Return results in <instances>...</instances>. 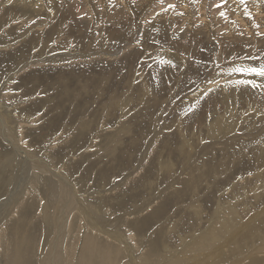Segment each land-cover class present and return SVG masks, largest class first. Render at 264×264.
Returning <instances> with one entry per match:
<instances>
[{"label": "rangeland", "instance_id": "1", "mask_svg": "<svg viewBox=\"0 0 264 264\" xmlns=\"http://www.w3.org/2000/svg\"><path fill=\"white\" fill-rule=\"evenodd\" d=\"M0 12V101L20 139L0 136V264H264V76L233 71L264 65V0ZM64 177L77 196L61 199Z\"/></svg>", "mask_w": 264, "mask_h": 264}, {"label": "bare ground", "instance_id": "2", "mask_svg": "<svg viewBox=\"0 0 264 264\" xmlns=\"http://www.w3.org/2000/svg\"><path fill=\"white\" fill-rule=\"evenodd\" d=\"M217 1V0H216ZM219 1V0H218ZM38 2V1H37ZM36 1H34L33 2V4H32V9H34V10H39L40 8H41V5L39 4V3H37ZM204 2V1H203ZM243 2V1H242ZM242 2H241V7L243 6V4H242ZM245 2V1H244ZM177 4V3H176ZM216 4V3H215ZM245 4V3H244ZM22 5L23 4H21L19 1H16L15 3H14V6L15 7H18V8H20V9H23V7H22ZM219 5V4H218ZM222 5V4H221ZM224 5V4H223ZM239 5V4H238ZM260 5V4H259ZM210 6V5H209ZM245 6V11L247 12V13H251V9H252V6H250L249 5V2L248 1H246V4L244 5ZM235 7H236V5H235ZM261 7V6H260ZM243 8V7H242ZM237 9V8H236ZM18 10V9H17ZM216 11V10H215ZM217 11H220V10H217ZM216 11V12H217ZM177 12H181V9L179 10H177L176 12H174V13H177ZM225 12V11H224ZM255 12H258V11H254V13ZM1 13V12H0ZM50 13L53 15L54 13H53V11L52 10H50ZM237 13V12H236ZM218 14V13H217ZM224 14V13H223ZM248 14V15H249ZM257 14V13H256ZM203 15V14H202ZM234 15V14H233ZM245 15V14H244ZM251 16V15H250ZM255 16V15H254ZM222 18V17H221ZM247 18V17H246ZM251 18V17H250ZM78 19H80L79 17H78ZM77 20V19H76ZM109 21H111L110 19H108ZM225 20V19H224ZM235 20V19H234ZM253 20H255V22H256V20H257V18H255V17H253ZM79 21V20H78ZM237 21V20H236ZM254 22V23H255ZM40 23V22H39ZM238 23V22H237ZM233 24H235V23H233ZM205 25V24H204ZM208 25V24H207ZM249 26H251V25H249ZM238 27V26H237ZM263 27V26H262ZM205 28V27H204ZM218 28V27H217ZM238 29H239V27H238ZM263 29V28H262ZM233 30H235V29H232V28H230V31L229 32H227L228 33V35H234V36H236V37H239L240 38V33L238 32V31H236V32H233ZM241 30H243V29H241ZM247 32V31H246ZM245 32V33H246ZM251 33L253 32V31H250ZM220 33V32H219ZM244 33V34H245ZM254 33H255V31H254ZM254 33H253V36H252V38L253 37H255L254 36ZM255 35H256V33H255ZM257 36V35H256ZM60 40V39H59ZM57 42H58V40H57ZM58 44V43H57ZM49 49H50V47H49ZM48 49V50H49ZM74 51V50H73ZM72 53H74V52H72ZM71 54V53H70ZM63 55H64V53H63ZM117 55V54H116ZM57 56H59V55H57ZM66 56V55H65ZM103 57V56H102ZM48 58H49V56H48ZM47 59V58H46ZM42 60V59H41ZM50 60V59H49ZM55 60H56V58H55ZM54 61V60H53ZM72 61V60H71ZM29 65V64H28ZM109 66V65H108ZM39 69V68H38ZM15 70V69H14ZM18 72V71H17ZM15 73H16V70H15ZM15 73H13V75L15 74ZM10 75H11V73H10ZM11 78V76L9 77V78H7L6 80H4L3 81V85L5 84V83H7V81L9 80ZM72 84V83H71ZM197 93H199V92H197ZM47 95V94H46ZM195 96V95H194ZM9 97V98H8ZM1 98L3 99V100H10V96H9V94H8V96H7V94H4L1 90H0V100H1ZM49 98V97H48ZM43 102V101H42ZM5 103V102H4ZM2 104L1 103V101H0V136L1 137H3V138H7V140H12L14 143H16V144H18L19 142H16L15 140H20L19 139V137L17 136V137H11V127H12V124L15 122V116H14V112H15V110L13 109V108H9V106L7 105V104ZM46 103V102H45ZM43 108V107H42ZM40 110V109H39ZM251 110H253V109H251ZM41 114V113H40ZM253 115V114H252ZM83 116V115H82ZM81 116V117H82ZM83 119V118H82ZM81 120V119H80ZM79 120V121H80ZM78 121V122H79ZM17 129H19V126L17 127ZM22 134H23V132H22V130H21V135L20 136H22ZM9 143H10V141H9ZM12 144V143H11ZM8 145V144H7ZM17 146V150L18 151H20L21 150V146H19V145H16ZM203 150V149H202ZM13 151H15V150H13ZM9 160V159H8ZM11 161V160H10ZM54 169L55 168H52L51 167V169H50V167L49 166H46V167H44L41 171H40V173H42V176H43V178L46 176H53V177H55V179H56V176H55V173L53 172L54 171ZM62 170H65V169H62ZM45 173H49L48 175H43V174H45ZM52 178V177H51ZM49 179V178H48ZM43 180H46V178H44ZM55 182V181H54ZM58 182H59V185L61 186V189H60V191H62V195H61V199H63L64 200V198H62V196H66V198H68V193L69 192H71V190H72V192H73V197H75V196H77L76 194H75V192H74V190H73V188H72V183L71 182H69L68 181V178L67 177H64V178H62L61 180H58ZM56 185H57V183H56ZM56 187V186H55ZM47 189V188H46ZM57 189V188H56ZM85 192V191H84ZM83 193V192H82ZM81 193V194H82ZM161 195V194H160ZM160 195L159 196H157L156 198L154 197L153 198V200L155 201V206H156V204H157V202H158V200L160 199ZM72 196V195H71ZM72 197V198H73ZM59 198V197H58ZM57 199V198H56ZM67 200V199H66ZM71 200V199H70ZM152 200V201H153ZM151 201V202H152ZM45 202H46V200H45ZM64 202V201H63ZM85 201H83L82 200V197L80 196H78V198L77 199H75L74 200V208H76L77 210L78 209H80L81 211H83V214L86 216V214H88L90 217H93L94 215H93V213H91L90 212V209H89V205H87L86 203H88V202H86V203H84ZM151 202H149L148 203V201H147V204H145L144 205V208L145 207H147ZM56 203V202H55ZM71 203V202H70ZM45 204V203H44ZM65 204H66V202H65ZM153 204V205H154ZM50 205V204H49ZM59 205V204H58ZM0 206H1V204H0ZM47 206V205H46ZM52 206V205H51ZM70 207V206H69ZM151 208H153L152 207V205L150 206ZM149 207V208H150ZM60 208V207H59ZM148 208V207H147ZM148 208V209H149ZM97 210H98V207H97ZM142 210V209H141ZM219 210V209H218ZM66 211H67V209H66ZM137 211H140L139 210V208L137 209V210H135V212H137ZM224 211V210H223ZM80 212V211H79ZM101 212V211H100ZM132 212V211H131ZM218 212V211H217ZM100 214V213H99ZM98 214V215H99ZM129 214V213H128ZM131 214V213H130ZM62 216V215H61ZM100 216V215H99ZM102 216V215H101ZM212 216V215H211ZM230 216V215H229ZM44 217V216H43ZM226 217H228V216H226ZM95 218V217H94ZM98 218H100V219H102L101 217H98ZM215 218V217H214ZM93 219V218H92ZM118 219H120V218H118ZM96 220V219H95ZM59 221V220H58ZM98 221V219L96 220V226H95V229H97L98 231H105V228L104 229H100L101 227H100V225H99V222H97ZM108 221V220H107ZM231 221V220H230ZM95 222V221H94ZM227 222H229V219L227 220ZM87 223H89V221L87 220ZM101 223V222H100ZM231 223V222H230ZM227 224V223H226ZM91 225V224H90ZM93 225V224H92ZM60 226V225H59ZM58 226V227H59ZM225 226V225H224ZM232 226V225H231ZM92 227H94V225L92 226ZM106 227V226H105ZM208 227V226H207ZM225 227H227V226H225ZM91 228V227H90ZM60 229V228H59ZM62 229V228H61ZM93 229V228H92ZM206 229V228H205ZM208 229V228H207ZM76 230V229H75ZM238 230V229H237ZM205 231V230H204ZM211 231V230H210ZM218 231V230H217ZM220 231V230H219ZM235 231V230H234ZM206 232H208V231H206ZM236 233H237V231H235ZM231 233V232H230ZM233 233V232H232ZM193 234V233H192ZM201 234V233H200ZM235 234V233H234ZM197 235H198V233H197ZM224 235V234H223ZM227 235V234H226ZM231 235V234H230ZM211 236H213V235H211ZM60 237V236H59ZM193 237V236H192ZM195 237V236H194ZM198 237V236H197ZM202 237V236H201ZM217 237V236H216ZM226 237V236H225ZM191 238V237H190ZM130 239V238H129ZM189 239V238H188ZM235 239V238H234ZM133 240V239H132ZM131 240V241H132ZM191 240V239H190ZM194 240H195V238H194ZM236 240V239H235ZM126 241V240H125ZM198 241H199V238H198ZM217 241V240H216ZM121 244H123V245H127L126 244V242L125 243H123L122 241H119ZM198 243H200V242H198ZM235 243V242H234ZM194 244V243H193ZM59 245V244H58ZM72 245V244H71ZM122 245V246H123ZM191 245V244H190ZM198 245V244H197ZM53 246V245H52ZM216 246V245H215ZM232 246V245H231ZM58 247V246H57ZM125 247V246H124ZM127 247H129V246H127ZM186 247H189V246H186ZM193 247V246H192ZM196 247V246H195ZM222 247V246H221ZM72 248V247H71ZM196 248H198V246L196 247ZM195 248V249H196ZM216 248V247H215ZM194 249V248H193ZM213 249H214V247H213ZM220 249V248H219ZM73 250V249H72ZM130 250V249H129ZM145 250V249H144ZM147 250V249H146ZM145 250V251H146ZM197 250V249H196ZM218 249H216V251H217ZM229 250V249H228ZM69 251H70V249H69ZM195 251V250H194ZM147 252V251H146ZM192 252V251H191ZM191 252H189V253H191ZM197 252V251H196ZM127 253H128V251H127ZM129 253L130 254H132L133 255V253L131 252V251H129ZM182 253H184V252H182ZM185 254V253H184ZM194 254V253H193ZM192 254V255H193ZM131 255V256H132ZM168 255V254H167ZM189 255V254H188ZM142 256H144V257H146L147 256V253H144V251H143V253H142ZM69 257V256H68ZM70 259H71V257H70ZM129 259V258H128ZM134 259V258H133ZM135 259H136V261H135ZM134 259V262H135V264H138V261H137V257ZM178 259V258H177ZM44 260H45V257H44ZM131 260V259H130ZM153 260V259H152ZM169 260V259H168ZM179 260V259H178ZM181 260V259H180ZM56 261H57V257L54 259V264L56 263ZM171 261V260H170ZM59 262V261H58ZM71 262V261H70ZM129 262V261H128ZM131 263H132V260H131ZM146 263V261H144V263L143 264H145ZM172 263V262H171ZM66 264V263H65ZM77 264V263H76Z\"/></svg>", "mask_w": 264, "mask_h": 264}, {"label": "snow or ice", "instance_id": "3", "mask_svg": "<svg viewBox=\"0 0 264 264\" xmlns=\"http://www.w3.org/2000/svg\"><path fill=\"white\" fill-rule=\"evenodd\" d=\"M170 7H174V6H170ZM162 63L164 61H161ZM233 71L238 72V73H242V74H249V75H257V76H264V65H261L259 68H255V67H247V68H241V67H237L235 69H233ZM239 83H250V81H239Z\"/></svg>", "mask_w": 264, "mask_h": 264}]
</instances>
